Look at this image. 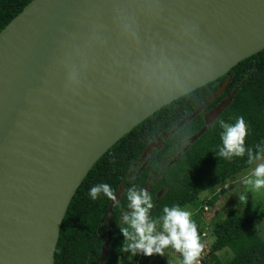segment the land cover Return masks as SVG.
<instances>
[{
    "label": "water",
    "instance_id": "water-1",
    "mask_svg": "<svg viewBox=\"0 0 264 264\" xmlns=\"http://www.w3.org/2000/svg\"><path fill=\"white\" fill-rule=\"evenodd\" d=\"M262 50L264 0H31L0 31V264H54L66 211L94 164L161 108ZM234 94L205 114L191 143Z\"/></svg>",
    "mask_w": 264,
    "mask_h": 264
},
{
    "label": "trees",
    "instance_id": "trees-1",
    "mask_svg": "<svg viewBox=\"0 0 264 264\" xmlns=\"http://www.w3.org/2000/svg\"><path fill=\"white\" fill-rule=\"evenodd\" d=\"M30 1L0 0V31ZM228 77L223 93L177 129ZM233 92L228 107L191 143V138L204 126L205 114ZM240 116L248 124L246 146L254 151L257 145L264 146V50L240 62L225 76L161 108L123 136L94 164L68 206L54 264H122L124 237L119 227L124 226L123 215L130 211L125 196L126 189L133 185L148 189L155 202L151 215L160 216L164 206L191 205L203 192H213L216 186L251 168L254 164L247 163L246 155L230 161L216 155L222 143V130L216 121L223 119L234 124ZM162 134L167 137L161 138V147L141 159L146 147L157 142ZM103 183L109 184L115 193L120 187L124 189L106 217L111 200L103 193L97 199L89 194L91 187ZM217 200V195L212 196L208 205L213 206ZM263 218L264 208L248 218L228 215L214 228L208 260H202L201 264H264V241L257 234ZM109 220L110 243L103 259L101 251L107 240ZM224 249L230 250L232 257L221 263L217 253ZM137 264L147 263L141 258Z\"/></svg>",
    "mask_w": 264,
    "mask_h": 264
},
{
    "label": "clouds",
    "instance_id": "clouds-1",
    "mask_svg": "<svg viewBox=\"0 0 264 264\" xmlns=\"http://www.w3.org/2000/svg\"><path fill=\"white\" fill-rule=\"evenodd\" d=\"M216 124L222 130L221 145L217 156L232 160L234 157L247 156L249 165L255 164L250 174L244 178L245 194L239 195L240 202H247V192L264 190V162L256 163L264 157V146L257 145L256 150L247 147L248 124L243 116L237 117L234 124L218 119ZM103 193L109 200H117L116 193L107 183L98 184L89 190L92 199ZM126 200L130 211L123 215V227L120 233L124 237L122 252L132 256L142 253L147 257L165 255V250L173 249L182 257L181 264H198L205 251L193 213L179 205L164 206L162 215L152 216L155 207L152 194L146 188L133 185L126 189Z\"/></svg>",
    "mask_w": 264,
    "mask_h": 264
},
{
    "label": "rangeland",
    "instance_id": "rangeland-1",
    "mask_svg": "<svg viewBox=\"0 0 264 264\" xmlns=\"http://www.w3.org/2000/svg\"><path fill=\"white\" fill-rule=\"evenodd\" d=\"M260 162H264V157L256 163ZM254 167L255 164L251 168L236 174L224 183L216 186L213 192H203L193 204L184 207L193 213L192 218L197 223L199 233L201 234L204 231L207 233V236L202 239V242H205V251L200 258L201 263L202 260H208L210 246L214 241L213 230L224 218L230 214H237L248 218L261 212L264 208V190L258 192L249 191L246 193L247 202L239 201V195L246 192L243 180ZM214 195L218 196V200L213 206H209L208 201ZM257 234L264 241V218L257 228ZM217 256L219 262L222 263L232 257V252L224 249L218 252ZM141 258L146 260L147 264H181L180 254L171 248L165 250L164 256L156 254L147 257L142 253L132 256L130 252H124L121 257V263L137 264Z\"/></svg>",
    "mask_w": 264,
    "mask_h": 264
},
{
    "label": "bare ground",
    "instance_id": "bare-ground-1",
    "mask_svg": "<svg viewBox=\"0 0 264 264\" xmlns=\"http://www.w3.org/2000/svg\"><path fill=\"white\" fill-rule=\"evenodd\" d=\"M218 23L221 24V21L218 20ZM204 55L207 56L208 58H211L207 54H204ZM7 85H8V82L0 81V104H1V102L3 100L4 92H5V89H6Z\"/></svg>",
    "mask_w": 264,
    "mask_h": 264
},
{
    "label": "built area",
    "instance_id": "built-area-1",
    "mask_svg": "<svg viewBox=\"0 0 264 264\" xmlns=\"http://www.w3.org/2000/svg\"><path fill=\"white\" fill-rule=\"evenodd\" d=\"M200 235H201V238L203 239V238L205 237V231L202 232ZM198 264H201V260H200V259H199V261H198Z\"/></svg>",
    "mask_w": 264,
    "mask_h": 264
},
{
    "label": "crops",
    "instance_id": "crops-1",
    "mask_svg": "<svg viewBox=\"0 0 264 264\" xmlns=\"http://www.w3.org/2000/svg\"><path fill=\"white\" fill-rule=\"evenodd\" d=\"M206 236H207V233H206V231H205V237H206ZM205 237H204V238H205ZM204 238H203V239H204ZM203 243H205V242H203Z\"/></svg>",
    "mask_w": 264,
    "mask_h": 264
}]
</instances>
